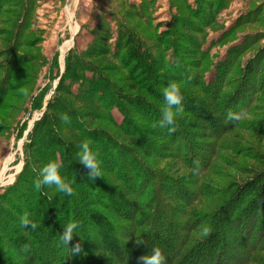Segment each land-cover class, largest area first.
Returning a JSON list of instances; mask_svg holds the SVG:
<instances>
[{
  "label": "trees",
  "instance_id": "1",
  "mask_svg": "<svg viewBox=\"0 0 264 264\" xmlns=\"http://www.w3.org/2000/svg\"><path fill=\"white\" fill-rule=\"evenodd\" d=\"M123 1L140 19L149 22L146 13L153 0ZM232 1L204 0L211 6L208 9L201 0H197L196 8L186 4V11L193 17L178 13L168 29L157 36V46L163 54L160 60L143 39L124 25L121 15L110 8L101 9L87 50L80 53L78 48H72L65 57L63 74L59 72L53 77V80L59 78L55 97L48 100L42 117L35 121L26 144L24 167L15 183L0 195V264H264V244L256 243L264 239V170L249 182L230 185L220 193L216 184L206 178L215 166L218 149L225 147L220 142L227 131L264 129V113L261 118L251 110L246 95L250 90L248 81L243 79L229 95L224 92L226 87L231 88L225 85L227 78L238 83L239 77L231 75L237 68L241 75L257 77L259 81L264 68V49L242 66L240 58L251 41L230 48L216 66L214 81L207 82L202 73L210 68L204 64L208 50H201V44L183 32L193 30L191 25L195 24L191 20L200 23L205 26L206 33H202L201 39L204 44L207 30L218 23L220 12ZM40 3L39 0H0V24L5 26L0 29V54L8 57L0 64V74L4 73L0 108L10 92L21 84L14 83L23 76L19 66H30L29 63L35 66L36 73L23 83L34 89L46 62L43 53L36 58L20 52L22 48L39 45L43 34V29L36 25ZM256 9L251 15H260L263 10L261 6ZM6 10L11 17H2ZM112 16L122 21L115 44L118 51L114 54L126 62L132 74L142 77L140 80L146 82L154 98H161L170 108L174 106L173 99L187 101V96L181 93L168 94L165 97L169 100L163 99L159 89L163 75L159 73L158 61L170 68L188 70L187 75L180 74L181 80L199 86L208 96L212 92L215 103L223 104L230 98L222 109L228 125L214 134L218 135L214 137L217 144H199L196 140L204 135L197 130L198 125L192 127L189 121H178L147 99L135 97L124 101L113 81L93 64V58L113 55L109 45L112 38L108 37ZM189 46L191 49H187ZM197 46L201 60L199 73L190 71L195 70V65L182 58L193 54L192 47L196 52ZM57 57L55 54L52 65L57 63ZM87 72L92 76H87ZM262 77L259 86L264 90ZM76 83L80 84L78 94L72 89ZM253 86L251 83L250 91ZM46 94L47 87L35 98V108L43 107ZM68 97L77 104L69 102ZM134 107L142 114L154 113L156 125L164 130L167 148L150 128L134 121L130 111ZM115 108L123 115L117 127L130 141L113 138L101 128L90 127L86 121L104 118L103 110ZM251 111L256 119L248 123L250 120H245V116ZM112 123L116 124L113 120ZM207 134V138H212ZM226 145L232 147L233 142ZM165 152L169 153L165 156L176 157L191 169L194 178L179 179L148 159L165 157L161 155ZM21 183L25 186H19ZM1 245H8L9 249Z\"/></svg>",
  "mask_w": 264,
  "mask_h": 264
},
{
  "label": "rangeland",
  "instance_id": "2",
  "mask_svg": "<svg viewBox=\"0 0 264 264\" xmlns=\"http://www.w3.org/2000/svg\"><path fill=\"white\" fill-rule=\"evenodd\" d=\"M130 1L140 3L141 0ZM201 1L202 3L204 2V0ZM39 2L41 3L37 9L36 25L43 29V34L39 37V45L36 48H22L20 52H26L27 57L36 58L43 53L47 59L39 73L34 89H31L28 85H23V83L29 79V75L36 73L35 66L32 63H29L30 66L28 64L19 66V72L23 76L21 80H15L14 83L21 84L15 91L13 89L2 102L3 108H0V195L6 193L7 189L15 183L18 173L24 167L26 144L30 141V133L33 131L35 121L42 117L46 109L45 104H47L50 98L55 97L54 92L59 78L53 80V77L59 74V72L61 73L65 68L63 66L61 69V66L65 64V61L62 60L64 59V55H67L74 47L78 48L80 53L87 50V45L93 38L91 30L96 26L97 21H99L98 18L102 13V7L110 8L116 14L121 15L124 25H127L138 38L143 39L147 43L151 53L159 60L163 58V54L161 48H158V34L160 33L161 35L162 32L168 29L169 23L173 22V17L178 13L179 15L189 16L188 18L193 17L192 14L189 15L186 11V4L190 3L193 8L197 7V0H153L152 5L146 13L149 22H144L132 9L127 7L123 0H117L114 4H110L109 0H39ZM209 6L207 2L203 3V7L206 9ZM231 6L236 11L233 12L226 8L220 12L217 21L219 24L215 23L207 30L208 35L205 38L204 44L201 43V39L203 37L202 33H206L205 26L191 20L190 23L195 24V26L191 25L193 30H183L184 33L191 36L193 41L199 42L198 45L201 44L200 49L208 50L204 64L210 66V68L204 74L202 73L203 80L207 82L214 81L216 66L225 59L230 48L237 45L240 46L243 42L244 45H247L251 41L250 46L243 51V56L240 58L239 63H242V66L253 54L264 49V0H233ZM259 6L263 9L260 15L255 13L251 15V12H257L256 8ZM8 16L11 17L12 14H8L6 10L2 17L7 18ZM110 22L111 28L109 27V29L111 32L108 33V37L112 38L109 45H111L113 55L108 54L100 58H93L91 61L105 76L113 81L120 91L123 100L128 101V98L133 99L135 97L147 99L155 107L158 106L174 115L176 119H179L178 121H189L192 127L198 125L199 129L197 130L204 135L203 138H200L201 140H196L198 143L200 142L205 145L217 144V140L214 137H218V135L214 134L222 131L228 125V118L226 121L223 119L226 116L222 114V109L230 101V98L224 100V105L215 103L211 99V97H214L210 95L212 92L208 96L199 86H193L181 80L180 74L187 75L188 70L184 72L179 67L170 68L163 61L162 63L158 61L159 65H161L159 73L163 75L162 85L159 87L160 92L164 94L163 99L169 100L165 97L168 94L181 93L187 96V101L181 102L179 99H173L171 103L174 106L170 108L168 103L163 102L161 98L160 100L154 98L148 92L146 82L140 80L142 77L132 74L126 62L121 61V57H116L114 54L118 51L115 44L122 21L118 16H112L110 17ZM199 24L200 27L197 26ZM4 27V25L0 24V29ZM121 28L123 29V25ZM231 28L232 30L230 31ZM246 39L248 40L245 42ZM189 47L187 49H191V46ZM192 48V51H190L193 54L189 53L186 56H182V58L183 61H192L191 64L195 65V70L190 69V71L199 73L201 66L199 49L197 46V51L195 52V47ZM56 53H58V61L52 65ZM7 59V56H1L0 54V64L5 63ZM27 61H31V59ZM232 63H235V58ZM235 66L240 67L239 65ZM25 73L28 76H24ZM86 75L92 76V73L87 72ZM231 75L239 77L238 83L227 78L225 85H230L231 88L226 87L224 92H229L227 95L233 93V90L241 84L243 79L249 82L250 90L251 83L254 84L255 86H253L252 91L248 90L246 95L249 102L251 101V110L255 114H260L262 118L264 113V92L257 93V90L264 91L259 86L263 79L262 76H264V68L258 77L259 81L257 77L241 75L238 68L234 69ZM3 77L4 73L0 74V84H2ZM66 84L69 85V81ZM7 86L8 88H12V84H8ZM79 86L80 84L78 83L72 86L75 94L79 93ZM46 87L47 94L44 97V105L42 108L37 109L33 106L34 100L41 90ZM66 99L74 105L77 104L72 98L68 97ZM248 100L244 102L248 103ZM24 103H26L24 109L20 112ZM208 106L213 108V110H210ZM218 106L220 107L218 108ZM77 107L79 106L77 105ZM204 109H208L209 112L204 111ZM130 111L133 113V119L137 124L150 128L154 136L160 141V144L164 145L165 148L168 147L167 139L164 138V130L156 125L154 113L148 111L142 114L141 110L137 107H134ZM102 113L104 118L86 120L89 126L96 129L101 128L110 133L113 138L120 139L121 141H130V137L117 127L123 121V115L119 110L117 108L103 110ZM254 119L256 118L252 114V111L249 115L245 116V120H250L248 123H251ZM112 120L116 124H113ZM200 127L203 129L200 130ZM20 132H22V135H19ZM207 133L212 138H207ZM155 137L153 141L156 143L157 139ZM230 141L233 142L232 147H226V144H229ZM220 144H225V147L218 149V154L214 158L215 166L206 174V178L209 179L208 182L216 184L218 193L230 185L234 187L236 184L249 182L252 178L256 177L258 172L264 170V129L262 132L257 129H251L250 132L239 128L227 131ZM209 148L211 149L212 147ZM213 149H215L214 146ZM161 155L165 156L169 155V153L165 152L161 153ZM148 159L150 162L158 164V168L171 172L172 174L170 175H174L179 179L183 178L186 181H190L194 178L193 171L186 167L183 162L178 161L176 157L170 158L169 156H165L158 159L152 156ZM19 186L25 185L21 183ZM205 203H208V199H206ZM261 239L256 241L258 245L264 244V239ZM1 246L9 249L8 245Z\"/></svg>",
  "mask_w": 264,
  "mask_h": 264
},
{
  "label": "crops",
  "instance_id": "3",
  "mask_svg": "<svg viewBox=\"0 0 264 264\" xmlns=\"http://www.w3.org/2000/svg\"><path fill=\"white\" fill-rule=\"evenodd\" d=\"M75 3H77V1H75ZM102 8H103V7H102ZM102 8H101V9H102ZM227 10H232L233 12L236 11V10L234 9V7L231 6V4H230V6L228 7ZM73 37H74V36H73ZM73 40H74V38H73ZM67 42H68V41H67ZM68 50H69V49H68ZM56 54H58V53H56ZM65 54H66V53H65ZM65 56H66V55H64V59H62L63 61H65ZM64 63H65V62H64ZM60 66H61V65H60ZM63 66H65V64L61 66V69L63 68Z\"/></svg>",
  "mask_w": 264,
  "mask_h": 264
},
{
  "label": "water",
  "instance_id": "4",
  "mask_svg": "<svg viewBox=\"0 0 264 264\" xmlns=\"http://www.w3.org/2000/svg\"><path fill=\"white\" fill-rule=\"evenodd\" d=\"M64 70H65V68L61 71V74H63ZM46 105H47V104H45V106H46Z\"/></svg>",
  "mask_w": 264,
  "mask_h": 264
}]
</instances>
